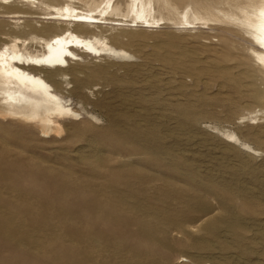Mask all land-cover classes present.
Segmentation results:
<instances>
[{"label":"rangeland","instance_id":"obj_1","mask_svg":"<svg viewBox=\"0 0 264 264\" xmlns=\"http://www.w3.org/2000/svg\"><path fill=\"white\" fill-rule=\"evenodd\" d=\"M109 1L93 30L121 56L39 72L78 116L41 138L0 114V264H264V71L226 17L243 0H151L150 30L133 0H0V49L41 53L68 28L49 7Z\"/></svg>","mask_w":264,"mask_h":264},{"label":"bare ground","instance_id":"obj_2","mask_svg":"<svg viewBox=\"0 0 264 264\" xmlns=\"http://www.w3.org/2000/svg\"><path fill=\"white\" fill-rule=\"evenodd\" d=\"M5 1V4L10 3V0ZM20 1L23 3L36 2V0ZM172 2L174 3V1ZM243 2L246 4V6L243 5L244 8L240 9L244 15L243 19L231 15L226 16L225 14L224 16L237 22V24L242 28H245L250 34L253 47H250V51L248 49L247 52H249L248 54L254 59V63L264 71V0H243ZM52 3L53 1L50 4ZM217 3L221 2L217 1ZM153 5L154 4H152L151 0L132 1L129 5V9L133 14L132 22L136 23L135 27H140L139 25L141 24V28L150 30L158 25L165 24L164 18H155L152 16ZM49 9L50 13L47 18L53 21L54 24L60 26L65 25L68 26V28L65 30L61 29L57 32L54 31V34L51 37L48 36L50 38L44 39L42 44L43 51L41 53L31 54L28 52H22L16 47H13L12 52L8 54L7 51L2 52L3 49H0V114L8 119H13L14 121L19 120L26 123L37 121L41 129L40 132L42 133L41 138H50L52 135L57 136V134L61 132L59 120L74 119L78 116V112L59 96L58 92H56L52 86V83H49V76H45L46 78H44V75L42 76L39 72L65 69L72 63L76 64L78 61H70L67 63V59H71L70 57L73 55L72 52L76 49H81V53L91 56H96L99 53H109L113 56L120 57L122 53L121 51L112 49L104 40L97 38L96 36L99 34L94 32L96 28L101 27V24H105V22L112 19L115 9L110 1L107 2V7H104L102 10H99L98 6L86 10L78 7H71L67 4L60 7L51 6ZM184 9L185 7L183 10ZM192 17L193 19L190 16V12L185 10L181 13L182 21L180 23H186L191 26L195 21L200 20V18L194 15ZM122 21L123 20L118 21L115 19L112 24L115 27L122 26L124 25ZM47 23L48 22L45 24ZM69 25H71L73 29H71ZM102 28L103 27H101V29ZM118 33L120 34L121 32ZM125 33L126 32L124 31V34ZM117 36L119 37L118 34L115 35L116 38H118ZM7 50L9 51L8 48ZM66 63L67 66L63 67ZM56 75H59V73ZM47 78L49 79L47 80ZM55 80L57 81L58 79ZM59 85H61V83ZM24 125L26 126L27 124L24 123ZM28 128H30V125ZM184 261L186 262V260Z\"/></svg>","mask_w":264,"mask_h":264}]
</instances>
